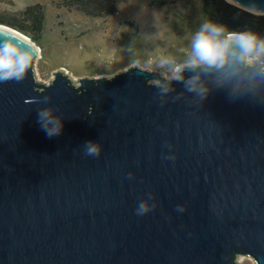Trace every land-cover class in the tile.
Here are the masks:
<instances>
[{
    "label": "water",
    "instance_id": "obj_1",
    "mask_svg": "<svg viewBox=\"0 0 264 264\" xmlns=\"http://www.w3.org/2000/svg\"><path fill=\"white\" fill-rule=\"evenodd\" d=\"M0 36L34 50L25 80L0 83V264H264V94L160 95L136 65L43 83L39 47L3 24ZM43 107L60 135L41 130Z\"/></svg>",
    "mask_w": 264,
    "mask_h": 264
},
{
    "label": "rangeland",
    "instance_id": "obj_2",
    "mask_svg": "<svg viewBox=\"0 0 264 264\" xmlns=\"http://www.w3.org/2000/svg\"><path fill=\"white\" fill-rule=\"evenodd\" d=\"M114 1L113 15L89 16L71 0H0V24L30 30L28 35L16 29L41 50L34 71L39 81L47 83L60 69L77 80L111 76L132 65L143 68V62L157 52L179 56L202 19L217 22L204 11V0ZM36 4L44 16L41 32L25 14ZM34 35L39 39L34 41ZM237 264L256 263L239 256Z\"/></svg>",
    "mask_w": 264,
    "mask_h": 264
},
{
    "label": "clouds",
    "instance_id": "obj_3",
    "mask_svg": "<svg viewBox=\"0 0 264 264\" xmlns=\"http://www.w3.org/2000/svg\"><path fill=\"white\" fill-rule=\"evenodd\" d=\"M172 53L150 56L143 62L141 73L155 74L150 87L164 95L175 91V83L184 92L204 101L213 89H227L233 98L264 94V34L247 29L231 30L210 18L202 19L192 32L186 47ZM34 50L19 38L0 36V83L26 79ZM37 123L49 137L60 135L64 128L58 110L43 107L37 112ZM103 146L95 141L84 144V152L98 157ZM146 202L137 207V214L151 212Z\"/></svg>",
    "mask_w": 264,
    "mask_h": 264
},
{
    "label": "trees",
    "instance_id": "obj_4",
    "mask_svg": "<svg viewBox=\"0 0 264 264\" xmlns=\"http://www.w3.org/2000/svg\"><path fill=\"white\" fill-rule=\"evenodd\" d=\"M81 11L89 16L113 15L116 12L114 0H71ZM110 3V4H109ZM204 11L216 18L218 23L227 25L231 30L241 31L251 29L264 34V15H256L247 12L226 0H204ZM25 14L33 23L37 32L42 31L44 16L41 13V5L36 4L29 7ZM25 34L30 35V30L17 25H11ZM39 36L34 35L36 41Z\"/></svg>",
    "mask_w": 264,
    "mask_h": 264
},
{
    "label": "bare ground",
    "instance_id": "obj_5",
    "mask_svg": "<svg viewBox=\"0 0 264 264\" xmlns=\"http://www.w3.org/2000/svg\"><path fill=\"white\" fill-rule=\"evenodd\" d=\"M229 2H232L231 0H228ZM252 13H255V14H259V15H262L264 14V11L262 12H259V11H256V10H250ZM41 51V50H40Z\"/></svg>",
    "mask_w": 264,
    "mask_h": 264
}]
</instances>
